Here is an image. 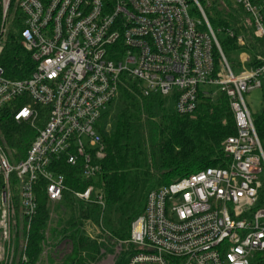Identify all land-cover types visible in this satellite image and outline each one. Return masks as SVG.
<instances>
[{
  "label": "built area",
  "instance_id": "2783aa9c",
  "mask_svg": "<svg viewBox=\"0 0 264 264\" xmlns=\"http://www.w3.org/2000/svg\"><path fill=\"white\" fill-rule=\"evenodd\" d=\"M11 4L0 0V55L10 12H19V43L33 67L27 78L12 80L0 66V115L15 102L12 121L36 135L18 161L0 143V264L29 263L39 188L49 216L44 229L57 218L55 210L66 212L64 194L103 206L101 191L90 184L105 157L99 122L124 79L136 82L144 97L172 100L180 116L224 96L235 125L223 144L224 168L200 170L148 194L130 227L133 253L126 264H264V144L244 100L264 76V0ZM213 8L239 22L213 29L205 12ZM218 33L235 41L234 67ZM64 167L86 188L68 186ZM42 244L35 264H48Z\"/></svg>",
  "mask_w": 264,
  "mask_h": 264
},
{
  "label": "trees",
  "instance_id": "16d2710c",
  "mask_svg": "<svg viewBox=\"0 0 264 264\" xmlns=\"http://www.w3.org/2000/svg\"><path fill=\"white\" fill-rule=\"evenodd\" d=\"M205 12L215 30L233 29L239 22V17L226 11L213 8ZM11 14L12 10L0 66L4 77L22 80L30 75L33 66L19 43L22 15ZM220 46L224 54L237 49L234 40L221 39ZM15 106L19 105L13 102L0 115V143L14 151L18 161L24 158L36 134L26 126L14 124L11 112ZM112 109L102 119L109 128H101L105 144L101 171L90 183L101 191L103 206L76 203L64 194L66 212L58 223L61 228L51 230L69 245V253L60 264H98L105 255H114L117 248L121 251L116 255V264H126L133 253L130 245L126 247L131 224L143 213L151 191L206 168H224L228 163L223 144L235 134V125L224 96L200 104L192 115L180 116L174 112L172 100L144 97L136 82L124 79ZM253 124L264 144V103L261 113L253 117ZM62 172L68 186L83 190L88 185L76 182L78 177L72 169L64 167ZM36 195L38 210L29 229L28 264L38 260L49 219L41 188ZM87 226L96 228L97 233H89Z\"/></svg>",
  "mask_w": 264,
  "mask_h": 264
},
{
  "label": "rangeland",
  "instance_id": "374dc122",
  "mask_svg": "<svg viewBox=\"0 0 264 264\" xmlns=\"http://www.w3.org/2000/svg\"><path fill=\"white\" fill-rule=\"evenodd\" d=\"M15 13L12 11V14ZM11 14V15H12ZM219 40L223 39L225 35L223 33H218ZM227 60L229 63L234 67V65L237 64L238 62V53H234L232 51L228 52L226 54ZM236 68L234 69V72L237 73ZM261 82V88L253 90L249 94L244 95V100L245 103L248 107V110L250 111L252 117L257 116L261 113L262 111V106L264 103V76L260 78ZM110 111H113L112 107H108L106 111L103 112L109 113ZM104 114V115H105ZM99 125L104 128V130H107L109 128V123L103 124V121L101 120L99 122ZM34 132V131H33ZM35 133V132H34ZM36 134V133H35ZM57 215V218H54L49 226V229H46V240H45V245L43 247V250L45 251L46 255L42 256V260L46 261L48 264H55V262L58 263V261L63 258L66 254L69 253V245L67 242L61 240L60 236L57 234H51L52 229H60L61 226L58 224L64 219L65 215H62L63 212H58L55 210L54 212ZM87 229H89L90 232H95L97 233V229L94 228L93 226H87ZM20 231V229H18ZM93 236V235H92ZM43 245V244H42ZM128 244L126 245V247ZM120 253V251H119ZM116 255L108 254L105 255L102 260L98 264H116Z\"/></svg>",
  "mask_w": 264,
  "mask_h": 264
}]
</instances>
